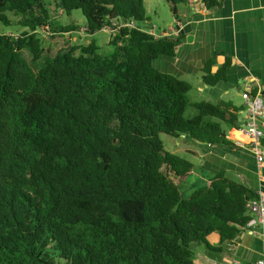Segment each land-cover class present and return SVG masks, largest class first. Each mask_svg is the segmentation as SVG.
Masks as SVG:
<instances>
[{
	"label": "trees",
	"instance_id": "trees-1",
	"mask_svg": "<svg viewBox=\"0 0 264 264\" xmlns=\"http://www.w3.org/2000/svg\"><path fill=\"white\" fill-rule=\"evenodd\" d=\"M165 1L178 17L226 0ZM74 11L88 33L114 32L113 54L96 42L45 51L39 29L84 28L61 22ZM149 22L145 0H0V25L23 30L0 34V264H195L196 246L225 252L254 225L246 183L219 173L188 196L176 183L194 164L160 135L239 149L227 132L244 107L192 102L189 82L155 66L182 34L157 37ZM216 57L209 87L231 68L225 57L212 72Z\"/></svg>",
	"mask_w": 264,
	"mask_h": 264
},
{
	"label": "crops",
	"instance_id": "crops-1",
	"mask_svg": "<svg viewBox=\"0 0 264 264\" xmlns=\"http://www.w3.org/2000/svg\"><path fill=\"white\" fill-rule=\"evenodd\" d=\"M171 31L170 35L173 37L182 34L176 57H163L160 65L162 70L157 68L182 80L199 76L197 90L204 94L207 102L216 104L225 101L236 107L243 106L239 121L245 123L249 114L244 93L249 89L264 91V0H226L213 13L196 6L184 13L180 22L176 23V28ZM217 53L220 55L216 57ZM214 57L217 66L212 68V72L217 71L225 62V57H229L232 63L226 80L215 87H209L203 82V70ZM239 96L242 97V104L235 102ZM262 129L264 132V124ZM234 132L239 135L241 133L240 136L245 138L239 129H231L227 132V137L232 142L242 139L235 137ZM176 141L179 147L177 151L194 159V163L189 160L194 164L193 171L176 180L180 185L185 183L189 193L198 184H209L211 177L219 173H225L229 178L244 182L257 192L264 193V168L259 169L255 156L249 149L211 147L187 136ZM262 144L264 147V139ZM253 228L254 225L243 229L238 239L228 246V250L219 254L196 246L195 264H257L264 258L263 242L252 236Z\"/></svg>",
	"mask_w": 264,
	"mask_h": 264
},
{
	"label": "rangeland",
	"instance_id": "rangeland-1",
	"mask_svg": "<svg viewBox=\"0 0 264 264\" xmlns=\"http://www.w3.org/2000/svg\"><path fill=\"white\" fill-rule=\"evenodd\" d=\"M145 7L147 11V15L150 18L149 24H151L152 28L155 29V34L157 35H168L171 33L172 28H176V16H174L173 12L171 11L170 7L168 6L167 2L165 0H145ZM178 11V17L180 20L183 18L184 13L190 12V8L180 5L177 7ZM58 16L65 17V15L61 12L58 13ZM61 22L63 24H66L67 22L75 23L80 26H84V28L79 32H72L70 34H66L62 37L59 36H52L49 30L46 28L39 29L38 33L40 35V38L43 42V47L45 51H48L49 49L53 48L54 50H60V49H66L68 47L72 46H82L91 42H96V44L100 47L99 52L102 55L110 56L114 52V47L110 45V42L113 39L114 32H112L110 29H105L100 32H96L94 34H90L87 32L85 28V19L82 16L80 11H74L70 17L62 18ZM155 27V28H154ZM23 30L17 27H11L6 28L2 25H0V34H14L19 35ZM27 56V54H26ZM163 57H160L158 60L159 62H156L155 65L159 69L161 68V61H163ZM164 67V66H162ZM165 71V70H163ZM188 80L190 84L192 85L193 89L190 92V98L192 102L197 101H208L203 93L198 92L197 85L199 83V76L194 77L192 79H184V81ZM236 94L238 92L235 91ZM234 93V94H235ZM235 102H239L242 104V97L239 96L235 100ZM243 114V113H242ZM187 115L189 116H195L196 111L193 109H190L187 111ZM161 140L163 141V144L167 151L185 157L186 159L192 161L194 163V159L192 157H189L187 155L179 153L178 146H177V139L166 135L161 134L160 135ZM183 146V145H182ZM235 178V177H233ZM201 184H198L196 187H199ZM181 191L184 194V196H188L190 191H187L185 183H182Z\"/></svg>",
	"mask_w": 264,
	"mask_h": 264
},
{
	"label": "built area",
	"instance_id": "built-area-1",
	"mask_svg": "<svg viewBox=\"0 0 264 264\" xmlns=\"http://www.w3.org/2000/svg\"><path fill=\"white\" fill-rule=\"evenodd\" d=\"M201 9L205 11L202 6ZM155 29L152 28L151 33L155 34ZM155 35L157 37L171 36L170 33L168 35ZM252 81H255V79ZM252 92L254 91L249 89L244 93V101L248 110L249 119L239 128V131L244 134L246 140H237L235 144L238 147L249 149L255 156L259 169H262L264 168V147L262 144L264 139V132L262 129L264 124V100L260 90H257L255 95H253ZM258 122H261V126ZM247 209L255 219L251 234L253 237L262 240L264 257V193L258 191V198L249 201ZM257 264H264V258Z\"/></svg>",
	"mask_w": 264,
	"mask_h": 264
},
{
	"label": "water",
	"instance_id": "water-1",
	"mask_svg": "<svg viewBox=\"0 0 264 264\" xmlns=\"http://www.w3.org/2000/svg\"><path fill=\"white\" fill-rule=\"evenodd\" d=\"M177 18H179V17H177ZM93 34V33H92ZM240 124V126H243L244 125V122H241V123H239ZM258 124L261 126V122H258ZM224 136L226 135V134H223Z\"/></svg>",
	"mask_w": 264,
	"mask_h": 264
},
{
	"label": "bare ground",
	"instance_id": "bare-ground-1",
	"mask_svg": "<svg viewBox=\"0 0 264 264\" xmlns=\"http://www.w3.org/2000/svg\"><path fill=\"white\" fill-rule=\"evenodd\" d=\"M240 135H241V133H240ZM241 136H242V135H241ZM241 140H244V141H245V140H246V138H243V139H241Z\"/></svg>",
	"mask_w": 264,
	"mask_h": 264
}]
</instances>
